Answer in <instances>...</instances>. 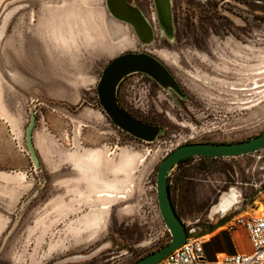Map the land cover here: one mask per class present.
I'll return each mask as SVG.
<instances>
[{"label":"rangeland","instance_id":"1","mask_svg":"<svg viewBox=\"0 0 264 264\" xmlns=\"http://www.w3.org/2000/svg\"><path fill=\"white\" fill-rule=\"evenodd\" d=\"M129 1L154 27L150 45L109 13L106 0H0V264H133L172 238L157 197L163 159L185 143H231L264 132V0H172L171 36L154 0ZM54 34L52 72L46 47ZM142 51L160 59L184 93L141 73L123 80V108L162 128L153 142L113 124L96 90L112 59ZM49 88L58 91L57 103ZM50 105L58 108L54 166L40 157ZM31 122L39 169L25 138ZM206 164H187L188 211L199 217L190 236L209 231L208 220L264 214V149ZM230 190L237 203L212 212Z\"/></svg>","mask_w":264,"mask_h":264},{"label":"water","instance_id":"2","mask_svg":"<svg viewBox=\"0 0 264 264\" xmlns=\"http://www.w3.org/2000/svg\"><path fill=\"white\" fill-rule=\"evenodd\" d=\"M159 24L168 36L173 35L175 26L173 22L172 0H154ZM109 13L118 21L130 25L142 45H150L154 41L153 25L143 12L128 0H106ZM141 73L148 75L164 89L175 91L184 96L179 82L169 68L156 56L149 52H125L112 59L103 69L97 84V94L100 107L110 121L119 129L135 139L153 142L160 134L162 128L130 115L117 98L118 86L127 76ZM31 122L26 130V143L29 154L36 169H39V159L33 142V125ZM264 149V132L244 141L237 142H189L173 149L161 162L157 172V197L159 210L164 223L172 238L161 248L140 258L133 264H158L172 251L186 242L187 236L194 230L189 229L190 219L183 221L177 215L168 188L169 178L174 168L183 160L204 156L210 158H233L252 154ZM232 191V190H230ZM231 192H225L220 199ZM237 203L235 200L229 209ZM225 213L226 211H219Z\"/></svg>","mask_w":264,"mask_h":264},{"label":"crops","instance_id":"3","mask_svg":"<svg viewBox=\"0 0 264 264\" xmlns=\"http://www.w3.org/2000/svg\"><path fill=\"white\" fill-rule=\"evenodd\" d=\"M117 32L121 31L117 28ZM122 34V32L118 33ZM52 38L54 41H52ZM51 41H48V46L46 48V53L51 56L52 63L49 67V71H54L58 67V37L56 34L50 37ZM133 43H124L125 47H133ZM51 63V64H52ZM54 66V68H53ZM53 79L52 76L48 77ZM53 86H58L57 82L51 83ZM47 96L53 100L58 102V91L53 92L51 88L47 91ZM49 110L43 113V120L45 124L46 131L40 135V141L43 143L41 147V156L48 165L54 166L56 164V160L58 159V108L50 105ZM80 107L79 110H83ZM35 135L33 134V142L36 147ZM92 166H94V161ZM91 172V171H90ZM94 175L90 176L89 174L83 175L82 179H88L87 181L94 184ZM226 209L225 211H227ZM210 221V220H209ZM211 222V221H210ZM229 222L226 221L221 226H216L213 231H207L204 234H201L200 237L204 238V256L208 260H214L218 254H235V253H249L251 252V244L249 242L247 232L244 231L240 226H237L235 229H228Z\"/></svg>","mask_w":264,"mask_h":264},{"label":"built area","instance_id":"4","mask_svg":"<svg viewBox=\"0 0 264 264\" xmlns=\"http://www.w3.org/2000/svg\"><path fill=\"white\" fill-rule=\"evenodd\" d=\"M248 214V211H244ZM240 213L229 222L228 229L242 226L251 244V252L218 254L214 260L204 256V238L187 236L186 242L158 264H264V214Z\"/></svg>","mask_w":264,"mask_h":264},{"label":"trees","instance_id":"5","mask_svg":"<svg viewBox=\"0 0 264 264\" xmlns=\"http://www.w3.org/2000/svg\"><path fill=\"white\" fill-rule=\"evenodd\" d=\"M129 1V0H128ZM130 2V1H129ZM125 79V78H124ZM123 79V80H124ZM123 80L121 81V83L118 86V92H117V98H118V102L120 103V99H119V90H120V86L123 82ZM123 107V106H122ZM129 113V112H128ZM130 115H132L131 113H129ZM133 116V115H132ZM135 117V116H134ZM137 118V117H136ZM139 119V118H137ZM141 120V119H139ZM143 121V120H142ZM198 158L200 161V164L202 166L207 165V161H214V160H220L223 158H210V157H204V156H196V157H190L187 158L183 161H181L175 168V172L171 174L170 178H169V184H168V188L170 191V195H171V199L174 205V208L177 212V215L179 216V218L183 221H186L188 219H190L191 221H195L197 220L199 217L197 216L198 214L196 212H191L188 211V205L191 203L190 202V197H189V193L191 192V179L192 176L190 174V169L187 167V164L189 162H191L192 160ZM180 193L178 200H176L177 198L174 197L173 193ZM182 194V195H181ZM190 202V203H189ZM182 209V212H184L185 214H187L186 218L187 219H183L182 214L180 213V210ZM183 213V214H184ZM227 218L220 220L218 222H216L215 224H213L212 222H210L209 220L207 221L208 225L206 226V228L209 231H213L216 226H221L223 225V223H225ZM200 221V219H199ZM200 226V225H199ZM201 227V226H200ZM206 233V232H204ZM203 233V234H204Z\"/></svg>","mask_w":264,"mask_h":264},{"label":"bare ground","instance_id":"6","mask_svg":"<svg viewBox=\"0 0 264 264\" xmlns=\"http://www.w3.org/2000/svg\"><path fill=\"white\" fill-rule=\"evenodd\" d=\"M237 191V190H236ZM238 192V191H237ZM234 190L232 191L231 194H229L228 196H224L223 200L221 201L219 207H215L213 209V211L215 210H219V211H225L226 209H229V207L231 206V204L235 201V196H234ZM237 195V194H236ZM111 196V195H109ZM221 198V197H220Z\"/></svg>","mask_w":264,"mask_h":264},{"label":"flooded vegetation","instance_id":"7","mask_svg":"<svg viewBox=\"0 0 264 264\" xmlns=\"http://www.w3.org/2000/svg\"><path fill=\"white\" fill-rule=\"evenodd\" d=\"M212 212H214V211H212Z\"/></svg>","mask_w":264,"mask_h":264}]
</instances>
